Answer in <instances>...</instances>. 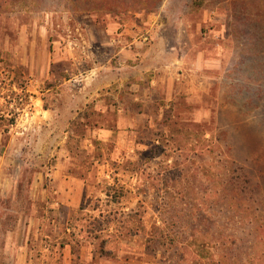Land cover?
<instances>
[{
	"label": "rangeland",
	"instance_id": "1",
	"mask_svg": "<svg viewBox=\"0 0 264 264\" xmlns=\"http://www.w3.org/2000/svg\"><path fill=\"white\" fill-rule=\"evenodd\" d=\"M127 2L128 10L88 13L67 0H23L0 18V222L21 220L40 263L50 254L51 264H80L79 247L71 262L70 245L62 244L94 235V218L138 208L149 226L170 217L168 230L171 221L179 229L169 239L179 240L186 218L177 213L194 201L212 220L257 218L255 233L228 224L237 244L228 258L264 264V200L253 189L264 190V0ZM169 84L178 95L181 130L172 139L181 151H171L169 162L145 161L142 177L126 165L136 147L121 128L109 159L114 167L90 168L93 141L114 136L95 124L113 122L110 109L134 94L164 108ZM89 168L101 186L80 211L78 175ZM117 178L123 195L108 203L102 181L118 189ZM5 241L0 234V250ZM167 243L179 260L181 244Z\"/></svg>",
	"mask_w": 264,
	"mask_h": 264
},
{
	"label": "trees",
	"instance_id": "2",
	"mask_svg": "<svg viewBox=\"0 0 264 264\" xmlns=\"http://www.w3.org/2000/svg\"><path fill=\"white\" fill-rule=\"evenodd\" d=\"M22 1L23 0H0V18L7 16L9 13L16 12L18 4H21ZM67 1L72 5V7H75L76 11L80 9L82 12L88 13L104 9L113 11L115 9L113 8L114 6H125V9L128 10V4H126L128 3V0H123L122 2H119V0ZM132 1L136 3L137 0ZM261 97V100L264 102V93L261 94ZM135 108L139 111V113H142L143 110L141 103H136ZM155 111L156 110H153V112ZM170 113L168 115L167 122L165 123L156 122L155 124H150L146 121L140 125L134 136V144L136 147L134 157L137 158L133 163L130 162V160H127L126 165H130L128 169L134 170V168L131 167H135L137 170H139L141 176L143 177L146 171L145 161H150L157 157L163 156L164 160L169 162V160L173 157L171 156V151H181L179 145L175 144L172 139V136L175 135L174 133L181 130L177 123L180 113L179 111H175L174 108H172ZM171 119H174L175 121H172ZM114 123V121L108 122L107 120H103V122L100 124H103L104 127L109 129H114L112 128V124ZM10 125L12 124L9 123L7 127L10 128ZM85 128L87 129V126ZM84 131L86 130L84 129ZM84 137L85 134H82V138ZM93 145L94 150L91 152V154H88L87 152L85 153H87V158H93L90 168L93 167L96 169V166L101 167V165L105 166L106 163H109L110 154L112 153L111 151H114L116 144L114 142L95 140L93 141ZM177 158H179V156H177ZM140 159H142V162H140ZM95 160L98 161V164H95ZM110 165L111 167H114V163L110 162L109 166ZM169 167H171V165H169ZM90 168L88 170L89 172H91ZM86 173L81 175L84 177L87 187H85L86 189L84 191L83 201L79 208L80 211L88 208V199L91 196V192L96 191L100 185L96 183V178L93 180L94 175L97 174L96 171H93L91 175H86ZM185 175L186 174L184 172V176ZM117 182L118 189H116L115 186L110 185L107 179H103L102 181L104 187L106 186L103 191L108 197V203L109 198L116 197L117 199H120L123 195L124 187L119 186V178H117ZM253 189L257 192V197L264 200V190L262 186L257 184ZM182 195L187 197L185 192H182ZM204 208L206 207L203 205H198L194 201H187L185 204H182L180 209L185 210V214L180 216L181 212L177 213L178 216L176 218H186V220L183 219V223H181L182 228L179 230V240L169 239V232L176 233L179 229V226L176 225L174 221H171L174 231L168 230L166 225L170 223V217L166 224L164 222H154L151 226H149L146 218H142L140 212L141 210L138 208H132L128 213L124 212L120 218H111L112 215L109 217V215L107 216L105 214H102L103 218H94L96 223V229L93 230L94 235H89L87 238H84L83 241L90 242L94 246L95 250L100 252L102 255H108L113 253L114 248L117 249L121 247V242L123 239H129V237L132 239V237L141 236V234L144 235L148 233L149 237L138 238L136 241H141V244H144L145 248L151 253H154L157 250H162L164 254L168 253L170 257H173L175 249L173 250L170 248V245L167 243L168 240L172 242V245L175 243L181 244V247L179 248L181 253L177 250L175 253L177 256H180L178 257V264H245L240 260L239 262H234V260L228 258V252L232 250L234 246H237L236 240H233L232 234L227 232L229 231L228 224L231 222H236L239 225L250 226L252 229H254L253 232L255 233V230L259 228V226H255L257 218H252L251 222H249L246 218H236L235 220H232V218H223L224 221L222 222V220H218L217 218H214V220H212L213 218H206L205 214H203ZM211 213L212 215L214 214L213 211ZM126 214H128V217L126 218L127 220L123 218V216H126ZM216 224L218 225L216 229H206L211 227L213 228ZM73 247L75 248V245ZM109 247H111V249H109ZM177 252L179 254H177Z\"/></svg>",
	"mask_w": 264,
	"mask_h": 264
},
{
	"label": "crops",
	"instance_id": "3",
	"mask_svg": "<svg viewBox=\"0 0 264 264\" xmlns=\"http://www.w3.org/2000/svg\"><path fill=\"white\" fill-rule=\"evenodd\" d=\"M168 87L172 88V90H169L170 98L166 99V101L164 102V108H162L161 105L156 106L149 104L150 101L154 102L153 100L149 99V96L144 97L143 95H140L141 97L139 98L137 94H134L127 102L120 100L117 101V103L115 104L113 103L115 107L111 108L110 110H113L115 114V123L112 124V128L114 129H109L107 127H104L103 124L98 123L96 124L95 128H98L100 131L103 129H108L113 132L114 136L112 137V139H110V142H114L116 144L114 150L118 149L117 141L115 140V133L117 132V129L126 128V130L129 131L128 133L131 135V141L133 142L134 136L140 125H142L146 121L150 124H155L156 122L165 123L167 122V117L171 112L172 108H174L175 110L174 106L178 101V95L174 90V85L169 84ZM136 100L142 104V113H139V111L135 108L136 103H138L136 102ZM153 110L156 111L153 112ZM116 114L118 115V117H116ZM100 141L104 142V140ZM84 173H86V171ZM90 173L91 172L87 170L86 175H90ZM78 178L83 182V191L81 198L82 204L86 184L84 177L78 175ZM35 220L36 218H31L29 221L34 222ZM1 222L0 234L2 235V237H5L6 245L4 243L5 247H2L0 253L4 257V259L6 258V260H3L2 262L0 261V264H51L50 254H46L49 255L48 262L46 260L45 255L42 254L41 259L43 260H41L40 263V260L37 259V255L34 253V251L28 248L27 244L25 243L26 232L24 230L23 232L21 231L23 228H21L22 225L21 220L19 218H15V225L11 227L3 225V222ZM142 235L143 234H141V236L132 237V239L131 237H129V239L127 240L123 239V241L121 242V247L117 249L114 248L113 253L108 255H102L100 252L95 250L94 246L90 242L87 241L79 242L77 246L74 243L63 242L62 247L64 248L70 245V248L68 250L69 252L66 248L65 250L67 252L66 255L70 256L71 262L73 261L72 259L75 257V255L73 254L74 251L77 252L76 249L79 247L77 249V257L80 264H178V259L175 257H170L168 253L164 254L162 250H157L156 252L151 253L148 249L145 248L144 244H141V241H138V244V242L136 241L138 240V238L149 237L148 233L144 234L143 237ZM74 245L75 248L73 247ZM109 249H111V247H109ZM42 251L44 252L47 250ZM33 254H35L36 256ZM54 261L55 259L52 260V264H54Z\"/></svg>",
	"mask_w": 264,
	"mask_h": 264
}]
</instances>
